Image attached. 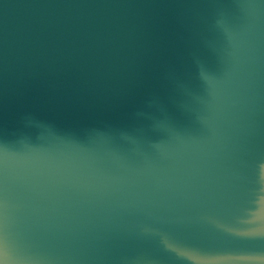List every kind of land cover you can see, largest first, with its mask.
Returning a JSON list of instances; mask_svg holds the SVG:
<instances>
[{
  "label": "water",
  "instance_id": "obj_1",
  "mask_svg": "<svg viewBox=\"0 0 264 264\" xmlns=\"http://www.w3.org/2000/svg\"><path fill=\"white\" fill-rule=\"evenodd\" d=\"M0 264H264V0H0Z\"/></svg>",
  "mask_w": 264,
  "mask_h": 264
}]
</instances>
